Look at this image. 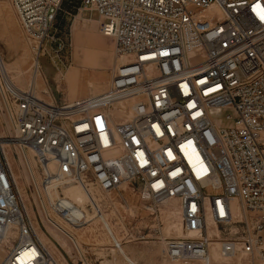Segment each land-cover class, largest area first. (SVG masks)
<instances>
[{"label":"built area","instance_id":"obj_1","mask_svg":"<svg viewBox=\"0 0 264 264\" xmlns=\"http://www.w3.org/2000/svg\"><path fill=\"white\" fill-rule=\"evenodd\" d=\"M65 1L11 0L36 73L52 45L65 47L56 26ZM69 1L78 13L98 11L124 60L107 89L62 102L20 87L0 67V264L89 262L73 229L104 212L91 201V217L65 195L61 186L71 183L103 191L128 183L152 213L177 200L183 235L152 229L172 261L210 264L211 244L220 242L222 257L240 253L249 257L242 264H259L264 0ZM221 107L236 110L233 126L217 124L211 109ZM27 158L29 184L22 175ZM128 224L131 238H151L132 219Z\"/></svg>","mask_w":264,"mask_h":264},{"label":"rangeland","instance_id":"obj_2","mask_svg":"<svg viewBox=\"0 0 264 264\" xmlns=\"http://www.w3.org/2000/svg\"><path fill=\"white\" fill-rule=\"evenodd\" d=\"M74 3L65 1V10L61 12L56 24L57 35L65 43V47L58 51V48L52 45L49 48L51 55L47 53L41 58L42 67L36 74L33 54L26 43L16 9L11 0H0V51L10 69L9 74L20 87L34 86L40 96L46 99L53 98L59 102L73 101L104 91L111 81L115 68L122 61L117 54L114 37L102 31L98 11L78 13L73 7ZM211 113L216 117L217 124L222 127L233 126L237 115L235 109L226 107L212 108ZM229 114L232 117H228ZM26 160L23 159V164L25 163L23 167L28 172ZM14 166L18 172L16 160ZM79 186L78 183H71L61 186V190L67 195L66 189L69 188L70 194L77 198L80 194ZM89 188L96 194L97 203L112 224V227L111 224L107 225L104 216L95 217L83 229H73L81 240L83 250L87 252L91 264H193L188 260L172 261L166 253L164 240L153 236L152 233L154 227H160L162 237L183 235L182 232L169 228L173 222H180L177 200L161 204L160 209L152 213V209L145 207L149 202L142 200L128 183H123L110 191H103L93 184H90ZM77 203L83 206L90 216L94 214L88 209L91 205L90 200ZM155 215H158L157 218ZM129 219L136 222L138 227L134 228L136 231L139 227L143 230L145 228L151 238L148 241L131 238L128 234L131 232ZM49 230L67 249L75 251L72 244L70 249L69 240L60 231L51 226ZM115 237L122 242L121 249L113 246L112 239ZM53 244L51 243L52 246ZM211 247L213 256L210 264H241L248 261L249 257L240 253L231 258L222 257L218 248L220 243L215 242ZM256 261L264 264L261 256H258ZM65 264L68 263L65 261ZM78 264L82 262L79 261Z\"/></svg>","mask_w":264,"mask_h":264},{"label":"bare ground","instance_id":"obj_3","mask_svg":"<svg viewBox=\"0 0 264 264\" xmlns=\"http://www.w3.org/2000/svg\"><path fill=\"white\" fill-rule=\"evenodd\" d=\"M90 16V15H89ZM82 18H84L83 16H82ZM92 18V17H91ZM85 19V18H84ZM3 57V56H2ZM122 59V61L124 60V58L122 57L121 58ZM1 60H3V61H0V63H1V65H0V67L2 68V70L4 71V72H8V73H10V69H9V67H8V64H7V62L5 61V59L4 58H1ZM40 70V69H39ZM39 72V71H38ZM36 73V72H35ZM36 74H38V73H36ZM110 83H111V81H110ZM110 83L108 84V87H109V85H110ZM90 84H91V82H90ZM107 87V88H108ZM106 88V89H107ZM102 92V91H101ZM100 93V92H99ZM94 94V93H93ZM26 163H27V165L28 166H26V168H27V170H28V172L30 173V169H31V164L29 163V160L27 161L26 160ZM25 164V163H24ZM23 172L24 173H22V175H24L25 177H26V182H28V184L30 183V179L28 180L27 179V175L29 174L28 172H26V169H24L23 168ZM80 187V194L78 195L79 197H77V198H75L74 196H72V194H70V189L68 188V189H66V194L67 195H69L72 199H74L75 201H77V202H85V201H88V200H90V201H94V202H97V196H96V194L93 192V191H91V189L90 188H87V187H85V186H83V185H80L79 186ZM22 190L24 191V193H25V195H27V192H26V190H25V185H23L22 187ZM99 204V203H98ZM32 212V211H31ZM32 213H34V212H32ZM177 215V214H176ZM91 217H94V215H92ZM105 217V216H104ZM174 217V216H173ZM105 220H106V223H107V225H109V224H111V221H109L108 220V218H106L105 217ZM178 220V219H177ZM111 227H112V224H111ZM111 227H109V228H111ZM169 228H172L171 230L172 231H180V232H182V226H181V222H173L170 226H169ZM171 231V232H172ZM54 234V233H53ZM40 235L42 236V238L45 240V241H47L49 238L47 237V235L46 234H44V233H42L41 231H40ZM77 239H78V242H77V244H78V247H79V249H80V251L82 252L83 251V246H82V242H81V240L77 237ZM76 240V239H75ZM49 241V240H48ZM51 243L53 244V242L51 241ZM51 243L49 244V246H50V248H53L54 246H52L51 245ZM218 244L220 243V242H217ZM221 244V243H220ZM54 245V244H53ZM212 248V247H211ZM219 248V247H218ZM213 249H214V247H213ZM84 264H89V262L87 261V259H85V263ZM242 264V263H241Z\"/></svg>","mask_w":264,"mask_h":264}]
</instances>
